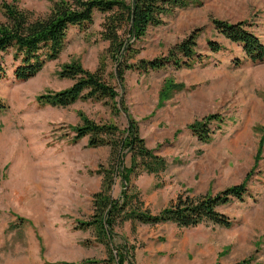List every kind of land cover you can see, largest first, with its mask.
I'll return each mask as SVG.
<instances>
[{
  "label": "rangeland",
  "instance_id": "rangeland-1",
  "mask_svg": "<svg viewBox=\"0 0 264 264\" xmlns=\"http://www.w3.org/2000/svg\"><path fill=\"white\" fill-rule=\"evenodd\" d=\"M13 0H0V3ZM201 7L178 10L164 24L150 28L137 43L129 63L164 56L194 29H200L197 51L207 55L205 66L174 70L171 67L141 75L126 71L123 84L110 78L116 69L106 59V73L116 86L117 111L101 102L77 101L67 108L45 106L37 97L69 88L72 81L59 77L72 62L94 71L102 61L107 42L99 38L105 15L95 14L84 30L70 28L57 60L45 64L34 78L14 79L15 64L6 55V77L0 79V264H63L107 257L92 230L76 229L93 214L92 196L100 190L99 166L107 167L108 146L87 147V138L73 142L72 128L80 115L97 124H114L120 130L129 118L138 126L146 147L168 162L158 178L131 177L130 188L140 194L146 208L158 213L178 195H216L248 181L251 197L234 200L218 211L233 221L230 229L208 222L179 229L167 223L155 227L125 222L115 228L114 246L132 254L125 264H236L253 258L264 264V62L244 60L241 47L218 35L211 19L246 21L264 44V0H202ZM33 19L44 18L49 0H16ZM5 19L0 12V23ZM208 40L224 49L210 53ZM236 59L244 62L236 66ZM183 86L162 101L165 83ZM126 108V111L123 109ZM218 114L211 140L202 143L188 127ZM125 164H129L128 155ZM118 176L112 197L119 198Z\"/></svg>",
  "mask_w": 264,
  "mask_h": 264
},
{
  "label": "trees",
  "instance_id": "trees-1",
  "mask_svg": "<svg viewBox=\"0 0 264 264\" xmlns=\"http://www.w3.org/2000/svg\"><path fill=\"white\" fill-rule=\"evenodd\" d=\"M51 8L44 18L33 19L31 15L19 9L16 0L12 3H0V12L5 19L0 23V79L6 77L4 58L11 55L15 64L13 76L16 81L26 82L41 72L46 63L55 61L64 49L67 33L70 28L84 30L93 24L94 15H105L101 23L99 38L108 43L97 69L89 71L79 63L64 65L60 78L72 81V85L60 92L47 93L37 97L45 106L67 108L77 101L101 102L110 105L117 111L114 103L118 96L116 86L106 73V59L116 64L110 78L116 84H123L126 71L148 75L168 67L174 70L191 69L194 66H205L208 56L197 51V39L200 29H194L184 39L172 46L166 55L151 60H138L129 63L139 54L136 47L150 28L164 24V19L178 10L201 7L202 0H49ZM211 24L218 35L230 43L241 47L244 60L254 64L264 62V44L250 30L246 21L230 23L211 19ZM210 53H219L224 47L217 41L208 40ZM244 60L236 59L234 64L241 65ZM182 85L165 83L160 94L162 101L169 98ZM126 111V108L121 105ZM0 108L3 106L0 104ZM80 124L72 128L73 142L87 138V147L96 149L108 146L110 158L107 167L99 166L95 174L102 177L100 190L92 196L93 214L86 221L78 222L77 230H92L94 241L105 247L107 257L102 260H85L79 263L63 264H125L132 258L126 246H114L115 228L129 222L132 231L135 225L151 227L173 224L179 229H188L208 222L214 226L230 229L233 221L220 213L218 209L234 200L243 202L251 194L248 181L253 172L238 185L226 188L216 195L190 197L178 195L158 213L146 208L140 194L130 188L131 177L141 174L161 176L168 168L167 160L155 150L146 147L140 137L138 126L129 118L127 127L122 131L114 124H97L84 115H80ZM218 114H211L201 121L191 124L188 129L202 143L211 140L212 122L223 123ZM262 136L259 147L264 143V126L260 128ZM128 155L129 164H125ZM121 178L119 198L112 197L116 178ZM236 264H253V258H247Z\"/></svg>",
  "mask_w": 264,
  "mask_h": 264
},
{
  "label": "crops",
  "instance_id": "crops-1",
  "mask_svg": "<svg viewBox=\"0 0 264 264\" xmlns=\"http://www.w3.org/2000/svg\"><path fill=\"white\" fill-rule=\"evenodd\" d=\"M152 176V175H151Z\"/></svg>",
  "mask_w": 264,
  "mask_h": 264
}]
</instances>
